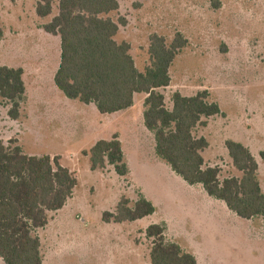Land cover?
<instances>
[{
  "label": "rangeland",
  "instance_id": "obj_1",
  "mask_svg": "<svg viewBox=\"0 0 264 264\" xmlns=\"http://www.w3.org/2000/svg\"><path fill=\"white\" fill-rule=\"evenodd\" d=\"M37 2L0 0V67L22 69L25 87L17 120L0 99V140L26 155L58 156L77 179L71 198L36 232L42 264H150L145 229L151 224L161 225L165 241L197 264H264V222L240 219L156 156L142 121L144 95H135L126 111L100 116L92 104L67 99L55 87L59 37L43 26L56 15L58 0L46 18L36 15ZM109 16L125 20L115 40L130 45L138 71L149 64L150 35L166 44L176 33L186 39L169 68V85L158 90L165 107L171 108L173 92L189 97L206 91L220 114L193 131L208 142L204 165L218 168L220 181L239 176L224 142L241 143L257 163L264 193V0H120ZM113 136L122 145L124 177L110 165L91 171L84 154ZM121 197L130 206L143 197L154 213L131 223L103 222L102 214L113 212Z\"/></svg>",
  "mask_w": 264,
  "mask_h": 264
},
{
  "label": "trees",
  "instance_id": "obj_2",
  "mask_svg": "<svg viewBox=\"0 0 264 264\" xmlns=\"http://www.w3.org/2000/svg\"><path fill=\"white\" fill-rule=\"evenodd\" d=\"M53 0H38L35 13L46 18ZM120 0H58L57 13L43 30L59 37L60 59L53 76L55 87L67 98L92 104L101 115L114 114L132 107L134 96L144 95L142 121L152 133L156 156L186 184L200 185L206 195L224 203L244 220L264 222V193L258 180V166L241 143L226 140L224 147L237 177L219 180L216 167L204 165L202 152L208 147L193 131L205 125L204 119L219 115V107L208 102L206 91L193 96L173 92L171 108L164 105L158 91L170 83L169 68L186 46L176 33L169 44L162 36L148 37L149 64L138 71L130 56V45L115 37L126 22L109 15L118 12ZM217 7V4H214ZM2 30L0 29V40ZM20 68L0 67V99L8 102V116L19 118V105L25 87ZM6 146L0 140V259L4 264H42L40 240L49 214L60 210L77 186L72 172L59 163V157L33 156L20 147ZM91 171L106 165L124 177L127 166L122 145L116 136L96 141L84 153ZM264 161V153H260ZM154 206L140 197L132 206L125 197L113 212L102 214L103 222L131 223L154 213ZM163 227L151 224L145 229L150 240V264H197L195 258L174 243L166 242Z\"/></svg>",
  "mask_w": 264,
  "mask_h": 264
},
{
  "label": "crops",
  "instance_id": "obj_3",
  "mask_svg": "<svg viewBox=\"0 0 264 264\" xmlns=\"http://www.w3.org/2000/svg\"><path fill=\"white\" fill-rule=\"evenodd\" d=\"M22 79H23V75H22ZM23 83H24V82H23ZM129 109H130V108H129ZM125 111H126V110H125ZM122 112H123V111H122ZM118 113H120V112H118ZM114 114H116V113H114ZM99 115L101 116V114H99ZM105 115H108V114H105ZM102 116H104V115H102ZM99 140H101V139H99ZM118 140H119V139H118ZM97 141H98V140H97ZM95 142H96V141H95ZM95 142H94V143H95ZM94 143H93V144H94ZM120 143H121V142H120ZM93 144H92V145H93ZM68 200H69V199H68ZM68 200H67V201H68ZM67 201H66V202H67ZM65 204H66V203H65ZM0 264H4L3 261H2L1 259H0Z\"/></svg>",
  "mask_w": 264,
  "mask_h": 264
}]
</instances>
